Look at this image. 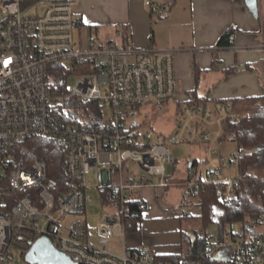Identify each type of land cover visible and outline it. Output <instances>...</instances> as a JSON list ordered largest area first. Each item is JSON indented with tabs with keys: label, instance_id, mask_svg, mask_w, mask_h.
Wrapping results in <instances>:
<instances>
[{
	"label": "built area",
	"instance_id": "obj_1",
	"mask_svg": "<svg viewBox=\"0 0 264 264\" xmlns=\"http://www.w3.org/2000/svg\"><path fill=\"white\" fill-rule=\"evenodd\" d=\"M74 1L0 0V264L11 249L26 254L40 242H49L75 264H264V213L249 217L240 230L231 225L218 237L208 235L205 255L191 263L163 259L151 246L125 244L139 223L135 217L146 210L138 193L171 187L166 166L175 164V146L184 134L193 136L192 122L221 127L250 114L235 113L233 101L211 108L201 104L184 110L187 122L170 138L144 128L142 108L177 97L176 51L139 50L130 41L103 44L94 36L76 46L74 32L83 21ZM146 6L151 15L160 12L151 0ZM88 103L109 110L103 128L84 125L82 106ZM33 136L63 142L71 187L49 176L46 162L31 159L22 145ZM223 137L220 130L213 139L203 132L201 139L214 144ZM247 152L240 146L227 158L212 150L218 168L212 162L202 172L189 168L181 183L184 196L197 197L201 184H212L218 198L233 205L243 184L238 178L222 180L221 168L237 167ZM90 175L101 205L109 209L92 232L80 220L67 225L93 198ZM134 202L141 215L128 213ZM256 226L263 230L255 231ZM115 237L124 241L120 254L108 249Z\"/></svg>",
	"mask_w": 264,
	"mask_h": 264
},
{
	"label": "crops",
	"instance_id": "obj_2",
	"mask_svg": "<svg viewBox=\"0 0 264 264\" xmlns=\"http://www.w3.org/2000/svg\"><path fill=\"white\" fill-rule=\"evenodd\" d=\"M146 1L75 0L76 12L83 21L79 31L84 33L85 39L81 41L86 44L101 26L114 25L119 43L109 39L102 41L103 44L130 41L139 50H175L179 91L173 100L183 106L184 118H187L184 114L187 107L202 104L211 108L220 102L264 96V0H258L259 17L250 13L247 0H151L160 8L156 15H151ZM235 25L239 27L237 31L233 30ZM228 32H231L232 43L221 46L220 40ZM192 126V131H196L207 125L194 121ZM221 131L223 134V127ZM222 141L227 140L222 139L221 144ZM207 144L209 158L205 167L216 157L210 153L217 143ZM237 147L240 146L237 144ZM176 163L177 158L175 164L170 165L173 171ZM189 168L196 172L204 170L198 168L197 161L190 163L185 175L180 177V184L185 182ZM256 175L264 176V159ZM238 176L239 173L232 178ZM169 178L168 173V181ZM171 187L138 193L137 198L145 201L146 210L139 227L125 240L128 247L151 246L163 259L187 252L190 237L173 231L178 210L165 205L159 208ZM199 207L200 215L185 213L183 216L199 218L202 215Z\"/></svg>",
	"mask_w": 264,
	"mask_h": 264
},
{
	"label": "trees",
	"instance_id": "obj_3",
	"mask_svg": "<svg viewBox=\"0 0 264 264\" xmlns=\"http://www.w3.org/2000/svg\"><path fill=\"white\" fill-rule=\"evenodd\" d=\"M230 35L231 32H228L221 38V46H228L232 43ZM233 103L236 112L250 114L249 118L245 117L239 123L227 120L222 124L223 140L232 141L248 151L237 166L239 173L237 178L243 184V191L238 194L233 205L228 206L218 198V191L214 185L201 184L197 198L200 200L202 209V215L198 219L203 229L201 232H195L192 239L187 240L188 246L185 254L165 256L168 260L191 263L194 259L203 257L209 244L207 229L210 225H216L223 231L228 226L235 223L245 224L249 217L264 213V176L260 177L255 173L264 159V96L244 101L233 100ZM82 107L85 126L99 129L107 124L103 106L101 107L98 103H88ZM90 113L93 116H90ZM88 121L91 122L88 124ZM73 122L80 123L77 119ZM22 146L28 148L31 159H39L48 164L49 176L57 180L61 187H71L63 142L49 137L33 136ZM9 195L14 199L12 194ZM134 212L140 215L142 212L135 202L128 209V213ZM141 221L142 215L135 217L134 222H139L135 225V229L139 227Z\"/></svg>",
	"mask_w": 264,
	"mask_h": 264
},
{
	"label": "rangeland",
	"instance_id": "obj_4",
	"mask_svg": "<svg viewBox=\"0 0 264 264\" xmlns=\"http://www.w3.org/2000/svg\"><path fill=\"white\" fill-rule=\"evenodd\" d=\"M259 17V16H258ZM262 21L264 24V15H262ZM75 44L79 45L81 39H85L84 33L76 30L75 32ZM94 37L98 39L99 42L107 41L109 39L117 40L116 29L115 26L107 27L101 26L98 30V33H93ZM75 86V76L70 75L68 79V87L73 89ZM162 108V110H159ZM183 111V106H179L177 102L174 100L165 103L159 106L152 105L146 106L140 110V118L139 121L142 122L144 128L152 129L159 135L162 134L165 137H172L178 129L177 120L183 122H187V118H184L181 112ZM110 112L108 109H105L104 117L109 119ZM208 126V127H207ZM201 127L202 129L193 130L194 135L192 137H188V133L184 134V137L181 142L177 143L175 146V151L173 153L174 157L177 158L176 170L173 171V167L170 165L166 166V171L169 173V182L172 184L171 188L165 193V196L162 198L159 203V208L163 205L167 207H175L178 210L179 216L177 219H174L177 222V225L174 227V233L184 234L187 238L192 237L195 232H201L203 229L200 219L197 218V215H200V200L197 197L184 196V186L180 184V177L184 176L187 172V168L189 164L197 161L198 168L204 169L207 165V158L209 145L205 142H202V133L205 131L209 136L211 135V139H213L217 133L221 130V127L216 125H207ZM193 129V126H192ZM182 129H180L181 131ZM238 147L237 144L230 141H222V144L217 141V144L213 146V151L218 152L221 156L231 158L232 154L236 153ZM213 169L216 170L218 168L219 157H214L212 159ZM207 162V163H206ZM205 165V166H204ZM223 171L221 179L227 180L229 178L235 177L238 175V169L235 165H232L230 168H221ZM256 173V172H255ZM258 174V173H257ZM89 186L91 189L90 197L92 196V200L88 205L86 212L82 215H78L76 217H69L67 220V225H70L73 222H78V220L83 221L87 224L88 231H95L100 221L103 218V215L109 211L106 207L104 208L101 205V193L95 188L96 183L94 180V175H90L88 178ZM152 202V201H151ZM162 204V205H160ZM184 213H183V212ZM185 213H193L197 214L191 216V218H186L183 216ZM171 214V213H170ZM173 215V214H171ZM181 217V218H180ZM235 229H241L242 226L238 223L234 225ZM263 227L256 226L255 231H262ZM208 235L210 237H218L221 230L216 225H210L207 229ZM109 251L120 254L123 247V238L115 237L109 242ZM12 254V256H11ZM75 264L74 260L71 258L64 256L59 253V256L56 260L46 261L39 260L37 255L35 254V248L26 254H21L20 251L16 248L11 249V252L7 255V260L4 261L3 264Z\"/></svg>",
	"mask_w": 264,
	"mask_h": 264
},
{
	"label": "water",
	"instance_id": "obj_5",
	"mask_svg": "<svg viewBox=\"0 0 264 264\" xmlns=\"http://www.w3.org/2000/svg\"><path fill=\"white\" fill-rule=\"evenodd\" d=\"M247 6L254 16L258 17V0H247ZM35 254L39 260L52 261L56 260L59 256V253L55 250L54 247L49 242H40L35 246Z\"/></svg>",
	"mask_w": 264,
	"mask_h": 264
}]
</instances>
